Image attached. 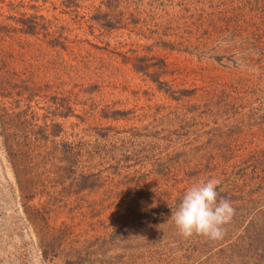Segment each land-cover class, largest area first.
<instances>
[{
	"label": "rangeland",
	"instance_id": "rangeland-1",
	"mask_svg": "<svg viewBox=\"0 0 264 264\" xmlns=\"http://www.w3.org/2000/svg\"><path fill=\"white\" fill-rule=\"evenodd\" d=\"M67 262L264 264V0H0V264Z\"/></svg>",
	"mask_w": 264,
	"mask_h": 264
},
{
	"label": "clouds",
	"instance_id": "clouds-1",
	"mask_svg": "<svg viewBox=\"0 0 264 264\" xmlns=\"http://www.w3.org/2000/svg\"><path fill=\"white\" fill-rule=\"evenodd\" d=\"M218 178L200 181L187 188L171 220L179 235L184 238L193 234L218 239L223 235V225L234 215L231 202L223 197L218 200Z\"/></svg>",
	"mask_w": 264,
	"mask_h": 264
},
{
	"label": "trees",
	"instance_id": "trees-1",
	"mask_svg": "<svg viewBox=\"0 0 264 264\" xmlns=\"http://www.w3.org/2000/svg\"><path fill=\"white\" fill-rule=\"evenodd\" d=\"M66 264H70L69 262H67Z\"/></svg>",
	"mask_w": 264,
	"mask_h": 264
}]
</instances>
